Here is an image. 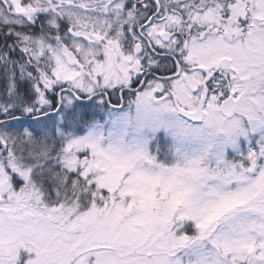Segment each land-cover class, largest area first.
<instances>
[{"label": "snow or ice", "instance_id": "obj_1", "mask_svg": "<svg viewBox=\"0 0 264 264\" xmlns=\"http://www.w3.org/2000/svg\"><path fill=\"white\" fill-rule=\"evenodd\" d=\"M0 264H264V0H0Z\"/></svg>", "mask_w": 264, "mask_h": 264}]
</instances>
